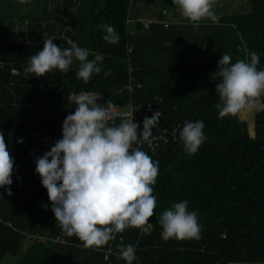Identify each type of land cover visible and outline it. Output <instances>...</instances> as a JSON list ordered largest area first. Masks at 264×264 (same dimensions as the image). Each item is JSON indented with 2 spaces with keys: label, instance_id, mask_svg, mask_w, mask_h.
<instances>
[{
  "label": "trees",
  "instance_id": "obj_1",
  "mask_svg": "<svg viewBox=\"0 0 264 264\" xmlns=\"http://www.w3.org/2000/svg\"><path fill=\"white\" fill-rule=\"evenodd\" d=\"M131 2L0 0V21L14 25L12 37H0V131L15 161L12 196L0 189V264L9 257L13 264H126L119 258L121 242L135 246L133 264H264V112L220 118L218 78L213 80L223 54L235 62L256 52L258 68H264V0H251L249 12L215 11L218 23L205 20L197 26L167 21V12L148 24L132 20ZM102 24L115 27L118 44L103 40ZM49 38L61 48L74 42L101 53V72L84 82L74 62L67 73H25L30 57ZM130 63L141 84L134 92L127 89ZM105 71H110L107 78ZM81 92H95L100 104L110 98L121 109L129 103L142 107L135 119L141 129L152 115L147 106L159 98L160 123L153 135L203 120L208 138L192 156L186 155L179 132L177 141L161 142L156 151L142 147L160 165L152 226L145 234L127 229L100 249L84 248L63 233L44 205L47 190L35 172V160L62 138L63 121ZM182 200L198 212L202 238L165 241L159 215Z\"/></svg>",
  "mask_w": 264,
  "mask_h": 264
},
{
  "label": "clouds",
  "instance_id": "obj_2",
  "mask_svg": "<svg viewBox=\"0 0 264 264\" xmlns=\"http://www.w3.org/2000/svg\"><path fill=\"white\" fill-rule=\"evenodd\" d=\"M172 3L193 24L205 20L219 22L214 0H172ZM100 28L104 41L119 43L120 36L113 25L102 24ZM53 41L54 38L43 41L42 50L30 57L25 73L35 77H44L54 70L67 73L74 62L79 65L76 76L84 82L101 72L104 60L101 53H92L74 42H70V48H61ZM259 63L256 52L235 62L230 55H222L218 71L213 74V80L218 78L215 88L220 118L242 111L264 112V68H258ZM109 75L110 71L104 72L105 78ZM101 98L95 92L76 95V107L62 124V138L35 160V172L47 190L51 210L63 233L78 238L84 248L92 249L108 245L116 234L127 229L152 226L149 220L157 206L153 192L160 167L159 161L138 146L156 139L153 129L160 123L159 111L144 118L142 129L135 121V113H123L117 125L113 122L115 104L110 98L100 104ZM204 128L203 120H195L185 121L179 130L187 156L198 153L208 139ZM14 163L4 132L0 131V189L9 197ZM158 223L165 241L202 238L198 212L190 211L186 200L165 209ZM119 258L133 264L137 258L135 246L121 242Z\"/></svg>",
  "mask_w": 264,
  "mask_h": 264
},
{
  "label": "rangeland",
  "instance_id": "obj_3",
  "mask_svg": "<svg viewBox=\"0 0 264 264\" xmlns=\"http://www.w3.org/2000/svg\"><path fill=\"white\" fill-rule=\"evenodd\" d=\"M250 2L251 0H214V11L218 12V14H222L224 12L226 13H235V12H249L250 10ZM163 6H167L168 4V7L169 9L171 10L169 15L166 16L167 19H171L173 17V12L175 11L176 9V5L172 3V0H160V1H155V0H151V2H149L148 5H143V11L144 12H148V13H151L152 10H155L156 8L157 9H162L161 8V4ZM140 8V5H139V0H132L131 2V13H135V14H138L139 13V8ZM142 11V12H143ZM156 19V18H154ZM144 21V20H142ZM53 22L56 23L57 25V21H54ZM146 21H144L145 23ZM13 24H4L3 22L0 21V37L1 36H8V37H12L13 36V32L11 28H13ZM24 31L27 30V24L24 23L22 25ZM8 31L10 33H8ZM14 31V30H13ZM18 31L17 29H15L14 32ZM55 32H58V30L56 29ZM45 34H47V31H45ZM47 37V36H46ZM45 37V38H46ZM10 260H8L5 264H13V259H11V257H9Z\"/></svg>",
  "mask_w": 264,
  "mask_h": 264
},
{
  "label": "built area",
  "instance_id": "obj_4",
  "mask_svg": "<svg viewBox=\"0 0 264 264\" xmlns=\"http://www.w3.org/2000/svg\"><path fill=\"white\" fill-rule=\"evenodd\" d=\"M133 47H129L128 49V54L131 55L133 53ZM129 84L127 85V89L130 92H134L135 88H140L141 84L138 83L137 77H135L134 73H135V67L132 65V63L129 64ZM14 74H18V71L13 70ZM161 99L156 98L155 99V103L153 104H149L147 106V111L151 114H153L156 111H159L160 115L161 112L159 110V103H160ZM135 113V119L137 118L138 115L141 114L142 112V107L136 108L135 106H133L131 103H129L126 108L121 109L119 107L116 106V110L115 113L113 115V122L116 124V122L121 119L123 113ZM182 123H179L172 131L171 130H164L162 133H160L159 135H153L154 137H156L155 140L152 141V143H141L140 145H138L140 148L144 147V145L147 146L148 149L152 150V151H156L159 148V145L161 142L167 144L170 143L172 141H177V135L179 132V129L181 128ZM136 146V145H134ZM149 231V227L147 225L143 226V229H141V232L143 234L147 233ZM124 233V232H123ZM122 234V233H120Z\"/></svg>",
  "mask_w": 264,
  "mask_h": 264
},
{
  "label": "crops",
  "instance_id": "obj_5",
  "mask_svg": "<svg viewBox=\"0 0 264 264\" xmlns=\"http://www.w3.org/2000/svg\"><path fill=\"white\" fill-rule=\"evenodd\" d=\"M155 1H160V0H155ZM149 2H151V0H139V5H140V8L138 7L139 8V13L138 14L132 13L131 14L132 15L131 16L132 20H139V21L144 20V21H146L145 23L148 24L150 22H153V21H156L157 19H159V16H160V14L162 12L163 13L167 12L168 13L167 16L169 15L171 10L167 9L166 6H163L162 3H160L162 9L159 10V9L156 8L155 10H152L151 13L144 12L143 9H142L143 5H148ZM154 18H156V19H154ZM165 20H167V21H175L177 23H182V24L187 22V19L184 18L180 14V12L178 11L177 7H176L175 11L173 12V17L171 19H167L166 18ZM144 21H142V22H144ZM199 24H193V25L197 26ZM44 205H46L48 207H51V202L50 201L49 202H44Z\"/></svg>",
  "mask_w": 264,
  "mask_h": 264
}]
</instances>
